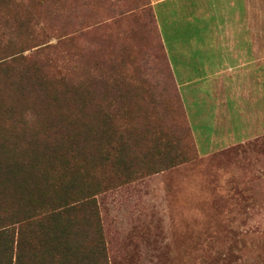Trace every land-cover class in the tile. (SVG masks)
Listing matches in <instances>:
<instances>
[{
  "label": "rangeland",
  "instance_id": "374dc122",
  "mask_svg": "<svg viewBox=\"0 0 264 264\" xmlns=\"http://www.w3.org/2000/svg\"><path fill=\"white\" fill-rule=\"evenodd\" d=\"M23 1L47 31L44 41L63 53L140 155L129 172H101L96 198L110 264H264V129L248 134L232 88L217 83L203 96L196 85L183 98L168 67L166 46L181 84L182 52L194 47L187 35L201 36L196 47L223 48L208 25L186 33L192 25H179L204 0L163 11V34L151 0ZM249 6L262 51L264 0ZM1 19L3 48L19 38ZM222 97L231 109L226 127L214 111Z\"/></svg>",
  "mask_w": 264,
  "mask_h": 264
},
{
  "label": "trees",
  "instance_id": "16d2710c",
  "mask_svg": "<svg viewBox=\"0 0 264 264\" xmlns=\"http://www.w3.org/2000/svg\"><path fill=\"white\" fill-rule=\"evenodd\" d=\"M0 17L19 38L0 48V264H110L101 172L140 155L23 0Z\"/></svg>",
  "mask_w": 264,
  "mask_h": 264
},
{
  "label": "crops",
  "instance_id": "0c3cea01",
  "mask_svg": "<svg viewBox=\"0 0 264 264\" xmlns=\"http://www.w3.org/2000/svg\"><path fill=\"white\" fill-rule=\"evenodd\" d=\"M151 5L162 34L163 11L166 12L175 5L184 11L191 9L189 7L191 3L186 0H151ZM198 8L201 11L196 10L194 18L191 15L180 21L179 25H192L184 33L204 29L205 25H208L214 33L210 35L212 39L216 37L224 46L212 52L206 46L196 47L198 42L196 38L201 39V36L187 35L190 45L193 43L194 47L188 46V50L182 52V71H185L186 75L182 76L181 84L176 74L178 64H175L176 61L166 46L168 62L175 74L173 76L176 85L187 94L183 96L187 99L190 97L191 89L196 85L205 89L204 93L199 94L203 96L211 94V89L217 83L222 89L232 88L237 97L236 112H241L246 130L249 126L248 134L250 136L259 134L264 129V48L261 51L255 47V16L250 11L249 0H204L199 3ZM204 12L205 15L202 16ZM161 38L164 39L163 36ZM185 88H188V91ZM224 103L223 97L214 102L215 118L216 121H221L222 127L227 126L231 112L230 106L224 107ZM228 135L234 134L228 132Z\"/></svg>",
  "mask_w": 264,
  "mask_h": 264
}]
</instances>
